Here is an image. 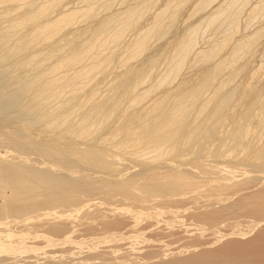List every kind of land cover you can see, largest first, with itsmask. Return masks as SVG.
<instances>
[{
  "label": "bare ground",
  "instance_id": "1",
  "mask_svg": "<svg viewBox=\"0 0 264 264\" xmlns=\"http://www.w3.org/2000/svg\"><path fill=\"white\" fill-rule=\"evenodd\" d=\"M64 1L0 0V149L8 150L4 152L8 155H0V234L5 233L11 240V236L15 237L11 234L13 226L17 229L13 230L24 236L23 240L42 237L43 246L46 243L48 249L49 244L59 248L57 253L41 251L35 238L29 239L32 243L24 241L8 248L10 243L4 240L2 244L8 247L4 249L6 245L0 243V257L41 256L55 264L63 255L67 260V256L77 257L82 250L85 263L108 264L111 260L112 264L114 255L107 247H95L94 240H114L125 230L127 241L123 244L134 250L133 254L129 248L128 254L135 256L143 250L145 258L141 256V259L145 260L140 262L146 261L144 264H264V177L248 172L250 167V171L264 173V134L258 129L264 127V107L257 105L260 104L258 94L264 88L259 93L260 79L259 83L255 80L258 72L263 75L264 65L255 70L251 84L230 87L248 66L238 61L244 53L241 50L252 51L264 27L233 44L227 55L232 57L231 64L225 53V57L221 55L238 33V17L251 0L222 1L221 6L218 0H199L192 4L194 16L214 4L217 6L213 11L209 9L210 14L203 13L198 24L190 25L178 40L170 42L172 56L167 69L153 84L149 82L150 85L146 67L153 66L155 60L147 57L149 60L145 61H150L149 65L140 70L130 65V61L148 49L151 39L169 34L181 6H188L190 0H169L153 14L145 28L139 27L141 20L148 7L157 3L155 0H135L117 12H110L112 8H108L115 0H105L100 5L95 0H80L82 6L78 3L77 8L65 11ZM121 3L125 4L123 0ZM263 9L262 1L251 4L248 24ZM99 10L100 14L105 10L109 14H102L96 21ZM221 19L228 21L224 39L193 55L195 65L206 64L214 56L222 57L211 60L213 64L206 67L195 83L182 77L175 86L173 83L181 76L200 31L205 32ZM89 20L86 26H80L82 29L73 28ZM164 22L170 24L166 26ZM132 32V41H126L125 34ZM68 35L73 37L70 39ZM118 48L122 52L119 56ZM113 61L119 62L118 69L123 71L120 69V74L110 78L107 91L97 95L98 86L91 84L92 80L106 73L107 65ZM226 66L230 71L227 68V76L220 79ZM162 86H167V90L145 104ZM254 121L255 128L251 126ZM252 135L261 139L255 136L253 142L257 143H253L248 138ZM123 162L125 165L130 162L138 169L132 170L128 164L124 169ZM236 166L237 171L240 167L239 175ZM256 182L257 188L250 190ZM94 196L101 201L97 202ZM93 197L96 201L91 203ZM116 204L121 210L113 216L115 208L112 207ZM102 209L106 214H102ZM185 213L195 221L196 229L188 228L192 222L186 228L179 225L177 221ZM77 216L81 220L77 219L76 224ZM231 217H236V221ZM242 217L248 225L249 218L255 219L252 228L260 223L262 227L253 228L252 237L234 238L232 227L244 224ZM144 219L147 225L140 227L137 221ZM155 219H162L163 223L157 229L152 225L158 224ZM220 225L223 226L220 231L233 234L229 239L223 240V231L221 236L216 235ZM245 230L244 234L250 231ZM136 233H144L139 236V242L133 241ZM204 233L211 241L202 242ZM71 234L78 236L70 240ZM17 238L11 244H20ZM116 240L112 241L116 246L122 243ZM73 242L77 243L73 245ZM176 243L181 246L176 247ZM119 245L115 252L122 251ZM166 245H170L168 250ZM175 249L186 253L174 255ZM169 251L173 257L168 259ZM161 255L163 258L158 260ZM78 259H74L75 263ZM96 259L99 263L93 261ZM131 259V262L135 260Z\"/></svg>",
  "mask_w": 264,
  "mask_h": 264
},
{
  "label": "rangeland",
  "instance_id": "2",
  "mask_svg": "<svg viewBox=\"0 0 264 264\" xmlns=\"http://www.w3.org/2000/svg\"><path fill=\"white\" fill-rule=\"evenodd\" d=\"M41 1V0H40ZM105 0H95V2H97L96 4H98V5H100L102 2H104ZM116 1V3H114V5H113V3H112V5L113 6H111V7H108L110 10H111V8H112V10L110 11L109 9V11L110 12H117V10L118 11H120V10H122L123 8H125L126 7V5H128V6H130V5H132L133 4V2H137V1H135V0H129L130 2H129V4L128 3H126V2H128V0L126 1V0H123V2L125 3V4H122L121 2H122V0H115ZM157 3H154V4H152L151 6H149L148 7V9H147V12H146V15L144 16V18L141 20V25L139 26L140 28H145V27H147V26H149L148 24H150V22H151V18L153 17V14L154 13H156L157 11H159V10H161V9H163L164 8V5L165 4H167V2L169 1V0H155ZM197 1H199V0H190V2H189V4H188V6L186 5V4H184V5H182L181 6V10H180V12H178L177 13V15H176V17H175V19H177V20H174L173 22V29H172V27H171V29H169L170 30V32H169V34L167 35V36H165V37H163V38H161V37H159V36H157V37H155V38H153V40L151 39V42L148 44V49H146V51L141 55V56H139L136 60H133V61H130L131 63H130V65L131 64H133V67H135V69H139L140 70V68L141 69H143V68H145V66H148L149 65V62L150 61H145V60H149V59H154L155 60V63L153 64V66L151 65V66H149L148 68L146 67V69H147V72H149L150 74V78H148L149 80H148V83L147 84H149L150 85V83H154L156 80H158L160 77H159V75L161 74V73H163L166 69H167V65H168V63H169V61H170V57L172 56V52H170L171 51V46H169L168 47V45H170V42L172 43L173 41H175L178 37L180 38V34L181 35H183V33L187 30V28H189V26L190 25H196V24H198V22H199V17L203 14V13H205V14H207L206 12H208V14H210V10L209 9H214L217 5H213V6H211L210 8H208V10L207 11H205V12H203V13H196V15L194 16L193 14L194 13H192V11H193V8H194V5H192V4H195V3H197ZM222 1L224 2V1H229V0H218V2H219V6H221L222 5ZM264 2V0H251V2H250V4L247 6V7H245V10H242L241 12H240V16L238 17V25H239V29H238V33H236L235 34V38L233 37V40L231 39L229 42L231 43H229L228 45H227V47L225 48L226 49V51H223V53L221 52V55H223V57H227V55H229L230 54V51H232L231 49H232V47L234 46L233 44L238 40V39H240L242 36H244V35H247V34H250V33H254L257 29H259V28H261L262 26L264 27V9L262 10V11H260L257 15H255V17L254 18H252V19H250V23L248 24V19L249 18H247V14H248V9H249V7L251 6V4H256L257 2ZM193 2V3H192ZM217 2V3H218ZM64 3V5H63V7H64V11L65 10H67V9H72V8H77V6H78V3H79V6H82L81 5V2H80V0H66V1H64L63 2ZM100 3V4H99ZM220 3H221V5H220ZM225 4V3H224ZM98 5H96V6H98ZM120 5V6H119ZM125 7H124V6ZM154 5V6H153ZM95 6V5H94ZM127 6V7H128ZM123 7V8H122ZM151 7V8H150ZM213 7V8H212ZM66 8V9H65ZM192 8V9H191ZM102 10V9H101ZM101 10H99L98 11V17L96 18V21H98V20H100V18L99 17H101V16H103L102 14H106V13H108L109 11H107V10H105L106 12H104V11H102V12H104V13H101L100 14V12H101ZM149 10V11H148ZM213 11V10H212ZM211 11V12H212ZM57 13V12H56ZM109 14V13H108ZM191 14H192V17H191ZM199 15V16H198ZM54 16V14H52V17ZM55 17V16H54ZM53 17V18H54ZM191 17V18H190ZM150 20V21H149ZM90 21L91 20H89V21H82V22H84V23H82V22H79V23H77L76 25H75V27H73V28H78V29H80L82 26L84 27V26H86L85 25V23L86 24H88V23H90ZM166 22H168V20H166ZM172 23V22H171ZM194 23V24H193ZM81 24V25H80ZM164 24L166 25V26H168L169 24L168 23H165L164 22ZM165 25H163L164 27H166ZM172 25V24H171ZM228 25V21H225V20H218L214 25H213V27H211L210 29H206V31L205 32H203V31H200V33H199V35L197 36V42H196V46L194 47V50L192 51V54H190L189 55V57H188V60H187V63H186V65L184 66V68H183V70H182V73H181V76H179L178 77V79L176 80V81H174V85L176 86L180 81H182V77H184L183 78V80H190L191 79V81L193 82V83H195L194 82V80L196 81L198 78H200L201 77V74H203L202 72H204V70L206 69V67H209V66H211V64H213V62L214 61H216L217 59H219V57H222L220 54V56H218V57H215L214 56V60H212L213 62H211L210 63V61H208L206 64H204V63H201V64H196L195 65V60H196V58H194L195 56L193 55V54H195V52H197V51H200V50H207V49H209L210 48V46L212 47V46H214V43L216 44V43H218V42H220V41H222V39H224V37L223 36H225L224 34H225V30L227 29V26ZM81 26V27H80ZM88 26V25H87ZM203 27V26H202ZM202 27H201V29H202ZM169 28H170V26H169ZM82 29V28H81ZM68 30H66V32H67ZM203 32V33H202ZM129 33H131V32H129ZM70 34V33H69ZM72 34H75V33H72ZM135 34V33H134ZM174 34V35H173ZM84 35V34H83ZM82 35V36H83ZM127 35V36H126ZM69 37H70V39L73 37V36H71V35H68ZM126 36V37H125ZM125 36H124V39L126 40V41H128V42H130V41H132V37H134V35H133V32H132V34H125ZM85 37H86V34H85ZM85 37H83V38H85ZM131 38V39H130ZM124 40V41H125ZM178 40V39H177ZM232 41V42H231ZM128 42H126V43H128ZM166 43H168V44H166ZM166 44V45H165ZM151 45V46H150ZM255 47H252V51L250 50V52L248 53L247 51H246V49H242L241 50V52H244L243 54H242V57H240V59L241 60H238L240 63H241V65H245V63L246 64H248V66L246 65V67H245V70H244V72L241 74V75H239L238 77H236L235 79H234V81L232 82V84L230 85V87H232L233 85H236V86H239L240 87V85L242 86V85H249V84H251V83H249V82H251V76L255 73V70H257V68L260 66V65H264V29H263V32H262V36L261 37H259V39H258V41L255 43V45H254ZM164 47H166V48H164ZM198 47V48H197ZM163 48V49H162ZM169 48V49H168ZM230 49V50H229ZM170 50V51H169ZM162 51H164V52H162ZM118 56L119 55H121L122 54V52H121V50H120V48H118ZM121 52V53H120ZM162 52V53H161ZM165 53H167V54H165ZM226 55H225V54ZM161 54V55H160ZM152 55V56H151ZM168 55V56H167ZM225 55V56H224ZM146 56V57H145ZM147 57H150L149 59H147ZM217 58V59H216ZM216 59V60H215ZM232 59V57H231V55L230 56H228L227 57V62H229L230 60ZM243 60V61H242ZM242 61V62H241ZM247 61V62H246ZM250 61V62H249ZM230 63V62H229ZM238 63V62H237ZM236 63V64H237ZM244 63V64H243ZM231 64V63H230ZM235 64V65H236ZM116 65V66H115ZM118 65V66H117ZM128 65H129V63H128ZM191 65H192V67H191ZM194 65V66H193ZM238 66L240 65V64H237ZM236 65V66H237ZM120 66V64H119V62H118V64H117V61H113L112 63H110V65L108 64L107 65V67H109V68H106V70L105 71H107L106 73H107V75H106V73L104 72L103 74H101V75H98V76H96L95 77V79L94 80H92V83L91 84H93V85H97L98 87H96V90H99V91H96L97 92V95H100V92L102 93H104L105 91H107V89H108V82L111 80V79H113L114 78V75H115V77L118 75V73H119V70L122 72L123 71V68H119L118 69V67ZM132 67V68H133ZM139 67V68H138ZM152 67H154V69H152ZM227 66H226V68L225 69H223V71H222V74L220 75V79H222L221 77H226L227 76ZM247 68V69H246ZM134 69V68H133ZM229 70L228 71H230V68H228ZM153 70V71H152ZM112 71V72H111ZM152 71V72H151ZM120 72V73H121ZM109 73H110V75H109ZM119 73V74H120ZM225 73H226V75H225ZM117 74V75H116ZM260 74V75H259ZM103 75H104V77H103ZM161 76V75H160ZM191 76V77H190ZM106 78V80H104ZM111 78V79H110ZM196 78V79H195ZM218 78V79H219ZM250 79V80H249ZM260 79V83L257 81V80H259ZM96 80H97V82H96ZM99 80V81H98ZM189 80L187 81V82H189ZM255 80L257 81V83H259L260 85L262 84L263 86H264V73H263V75L261 74V72L259 73H257L256 75H255ZM154 81V82H153ZM98 82H100L99 84H98ZM150 82V83H149ZM97 83V84H96ZM249 83V84H248ZM256 82L254 81V84H255ZM145 85V86H149V85ZM174 85H172V86H174ZM244 85V86H245ZM256 85H258V84H256ZM255 85V86H256ZM259 85V88H258V86H256L255 88H258L259 89V93H260V89H262V88H264V87H262V86H260ZM100 86V87H99ZM145 86L143 87V88H145ZM172 86L170 87V89L172 88ZM174 86V87H175ZM235 87V86H234ZM261 87V88H260ZM98 88V89H97ZM169 89V88H168ZM211 89H213V88H210V90ZM258 89H256L257 91H258ZM164 90H167V86H162V87H160L157 91H155L150 97H148L147 99H146V101H145V104H146V102H148L149 100L150 101H152L153 99L152 98H157V97H159V95H162V92L164 91ZM263 90V89H262ZM264 91V90H263ZM263 91L260 93V94H258V96L260 95V98H259V100H260V104H258L257 103V105L259 106H261L262 108L264 107V93H263ZM102 93V94H103ZM208 93V92H207ZM263 93V94H262ZM209 94V93H208ZM208 94H206L205 96H207ZM157 96V97H156ZM148 104V103H147ZM227 125V124H226ZM254 125V127L253 128H255V121H254V124H251V126H253ZM228 127V126H227ZM226 127V128H227ZM258 129H262L263 130V134H264V127L263 128H258ZM263 134H261V135H263ZM260 135V136H261ZM252 136H254L253 138H252ZM251 136V138L250 137H248L252 142L254 141V140H256V137L255 136H258V135H252ZM259 137V136H258ZM262 137H264V136H262ZM260 138V137H259ZM259 138H257V140L259 139ZM254 139V140H253ZM261 139V138H260ZM259 139V140H260ZM263 139V138H262ZM264 140V139H263ZM263 140H261L260 142L262 143L263 142ZM256 142V141H255ZM255 142H253V143H255ZM257 143V142H256ZM264 143V142H263ZM258 144H259V142H258ZM260 145V144H259ZM254 146H255V144H254ZM257 146V145H256ZM261 146V145H260ZM257 147H259V146H257ZM224 148H226V147H224ZM224 148H222L223 150H224ZM1 151V153H0V155H2V153H4V152H6V150L5 149H0ZM2 150H4V151H2ZM8 151V150H7ZM8 153V152H7ZM7 153H4L3 155H8ZM6 157V156H5ZM8 157V156H7ZM31 159H33V158H31ZM31 161H33V160H31ZM30 161V162H31ZM33 163V162H32ZM126 163V165L124 164V162L122 163V164H124L123 165V168H124V166L127 168V164L128 165H130L131 167L130 168H132V170L134 169V168H137L138 169V167H133L134 165L132 164V163H130V162H125ZM119 166H122V165H117V167H119ZM116 167V168H117ZM237 167V166H236ZM243 167V166H242ZM241 167V168H242ZM245 167V166H244ZM121 168V167H120ZM126 168H124V169H126ZM129 168V167H128ZM119 169V168H118ZM237 169H238V167L236 168V172H237V174L239 175L240 173H238L239 171H241L240 170V167H239V170L237 171ZM242 169H244V168H242ZM246 169H247V167H246ZM250 167H249V171L248 172H250L249 174H251L252 172H253V175H258V176H262V177H264V173H261V175H260V173L258 172V170H256V169H252L251 171H250ZM136 170V169H135ZM245 170V169H244ZM256 170V171H255ZM123 172H125V171H123ZM255 172V173H254ZM93 176H95V177H97V176H102L101 174L100 175H98V174H96V175H94L93 174ZM239 178L238 179H240V176H238ZM255 184V185H254ZM253 186L254 187H252V189H250V190H255L256 188H257V182L256 183H253ZM94 197H97V196H94ZM93 197V198H94ZM236 197V195H234L232 198H235ZM96 198H94L93 199V201L91 200V203L93 202L94 203V201H96L97 200V202H99V200L101 201V199L100 198H98L97 197V199L95 200ZM116 201H114V203H115ZM116 203H118V201L116 202ZM119 205H120V203H118ZM118 204H116L115 205V207H112V208H115V211H114V213L112 214L113 216H115L116 214L117 215H119L120 213H118L119 212V210H121V205L118 207ZM112 206H114L113 204H112ZM212 206H214V205H212ZM218 206V205H217ZM216 205L214 206V207H217ZM120 208V209H119ZM201 209H203V207L201 208ZM91 210H93V209H91ZM103 210V209H102ZM101 210V211H102ZM116 210H118V211H116ZM103 212L106 214V211L105 210H103L102 211V214H103ZM109 213V212H108ZM108 213H107V217H110V213H109V216H108ZM186 214L188 215V213H185V215L183 214L182 216H184V217H186ZM81 215V214H80ZM79 216V215H78ZM77 216V218L75 217V221L80 217V218H82L81 216H79L78 217ZM105 216V215H104ZM180 217L181 218V220H179L178 219V223H179V225H182V226H184V228H186L191 222V224H190V226H188V228L190 227V228H195L196 229V227H194V223H195V221L194 220H192L191 219V217L190 216H187V217H190V219L192 220H190L189 218H187V219H185L184 217ZM161 218V217H160ZM232 218V217H231ZM230 218V219H231ZM235 218V221H236V217H233L232 219H234ZM241 218V217H240ZM83 219V218H82ZM127 219V218H126ZM158 219V218H157ZM157 219H155L154 220V222H156L157 223ZM230 219H228L229 221H231ZM239 219V218H238ZM79 220H81V219H78L77 221H79ZM128 220V219H127ZM130 220V219H129ZM145 220V219H144ZM160 220H162V219H159V221H158V224H155V223H152V225H154V228H155V225H156V228L155 229H157V227H160V225H162L163 223H162V221H160ZM184 220V221H183ZM190 220V221H189ZM249 220H251V223H249V225L247 224V223H245V222H243V217H242V221L241 222H243L244 224H246V226L244 225V224H242V223H240V224H238V225H235V227L233 226L232 228H234L233 230L234 231H231V232H233L234 233V235L231 233V232H229L230 234V236L227 234V232L225 231H223V229H222V231H223V236H224V238H223V240H227V239H229L228 237H231L232 235H233V237L234 238H239L240 239V237L239 236H241V235H246L247 237L249 236V237H252V234H255L254 232L255 231H253L252 229L254 228H258V229H260L264 224H263V222H262V226H260V224L258 223L259 222V220H257L258 222H256V223H258L259 224V226L257 227V226H255V227H253L252 228V226H254L255 224H254V221L253 220H255L254 218H249ZM74 221V222H75ZM77 221L75 222L76 224H77ZM174 221V223H176V221L175 220H173ZM187 221H188V223H187ZM194 221V222H193ZM227 221V220H226ZM128 222V221H127ZM142 222V223H141ZM147 222V220H145V221H143V220H141V221H137V223H139L140 225V227H143V226H146L147 224H145ZM181 222H183V223H185V225L183 224V223H181ZM253 222V223H252ZM81 223V222H80ZM161 223V224H160ZM172 223V222H171ZM224 222L222 221V224H223ZM226 223V222H225ZM78 224H79V222H78ZM160 224V225H159ZM187 224V225H186ZM241 224H242V226H245V227H242L241 226ZM254 224V225H253ZM73 225H74V223H73ZM133 225H135V224H132L131 226H133ZM159 225V226H158ZM175 225V224H174ZM177 225V224H176ZM242 227V230H241V227ZM220 226H222V225H220ZM219 226V228H218V231L216 232V235L217 236H221L222 235V231H220V229L221 228H223V226H224V224H223V226L222 227H220ZM238 226V227H237ZM248 226H250V227H248ZM135 227V226H134ZM248 229H247V228ZM11 228V227H10ZM153 228V227H152ZM175 228V227H174ZM177 228V227H176ZM231 228V227H230ZM13 229H16V227H13L12 226V228H11V232H13L14 231V233H11L12 235L14 234L15 235V237H18L17 239H19V243L20 244H16V242L14 243V244H11V243H13L12 242V239H14L12 236H11V240H9L10 239V236L8 237L5 233H4V236L6 235L7 237H8V240L9 241H6L7 240V237L5 236H1V235H3L2 233L0 234V236L3 238V241H1L2 239H1V237H0V243H1V245H6L5 247H4V249L6 248V247H8V245L7 244H2V242H4V240H5V243L6 242H8V244L10 245V247H8V248H12L13 246H16L17 247V245H21V244H24V241L26 242V244L27 243H32V242H29V239L27 238V240L28 241H26L25 239L23 240V237L21 236V235H19L18 233H17V231H15V230H13ZM250 230V231H247V233H245L244 234V230ZM17 230V229H16ZM227 230H229V229H227ZM236 230V231H235ZM239 232H241L240 234L238 233V231ZM246 230H245V232H246ZM220 231V232H219ZM218 232H219V234L220 235H218ZM10 233V232H9ZM9 233H7V234H9ZM16 233V234H15ZM76 233L78 234V235H80L79 234V232L78 231H76ZM121 235H124V237H121V235L119 234V236L120 237H116V238H114V240H112V238H110V239H103L104 240V242H102V241H98V239L97 240H94V243H95V247L97 246H99V247H101V246H104V247H107L108 248V251H110L114 256H113V259L114 260H112V261H114L115 262V264H123V262H124V264H127L128 263V259H129V262L130 263H128V264H131L133 261H134V263L133 264H144V263H146V261H141L140 262V260H145V259H141V256H143L142 258H145V256H144V253H143V250H141V251H139V253L137 252L136 253V251L137 250H135V253H136V255L134 256L133 254H134V250L132 251V249L131 248H133L132 246H130L129 248H130V251H132L133 252V254H131V255H129L128 253H131L130 251H129V248H128V245H126V244H123V243H125L127 240H124L125 238H127V235L125 236V234L127 233V231H125V230H122V231H120L119 232ZM206 233V232H205ZM204 233V236L205 237H203V239H202V242H204V241H206V240H210L211 241V238L210 237H207V233L205 234ZM236 233V234H235ZM237 233H238V235H237ZM11 234H9V235H11ZM17 234H18V236H17ZM142 234H144V233H142ZM142 234H138L137 235V233H136V237H137V239H135V238H133V241H138V238H140L139 236L140 235H142ZM225 234V235H224ZM74 236V237H72L71 238V236ZM78 235H74V234H71V235H68V237L70 236V240L71 239H74L76 236H78ZM134 236H135V234H133ZM228 235V236H227ZM236 235V236H235ZM251 235V236H250ZM28 236V235H27ZM32 236H34V235H32ZM116 236H118V235H116ZM242 236V237H243ZM30 237V236H29ZM231 238V239H234V238ZM245 237V236H244ZM246 237V238H247ZM248 237V238H249ZM4 238H6V239H4ZM37 239V237H31V239H30V241L32 240V239ZM42 238V237H41ZM41 238L40 237H38V241L37 240H35V242L33 241V244L35 245V243H36V241H37V246L38 247H41L43 250H41V251H44V250H46V252H48V251H50V250H55V252L54 253H57L56 251L59 249H57L55 246H52V245H50L49 244V249H48V247L46 246L45 247V244H44V246L41 244V243H43L44 241H40L41 240ZM221 238V239H222ZM246 238H243V239H246ZM116 239H118V241L116 240ZM147 239V238H146ZM145 239V240H146ZM15 240V239H14ZM23 240V241H22ZM44 240V239H43ZM99 240H101V239H99ZM106 240H108L109 241V245H108V241H106ZM113 242H115V240L117 241V242H122V243H119L120 245L121 244H123V246L121 245H119L117 242V246H116V244H114V243H112V241ZM123 240V241H122ZM141 240V239H140ZM213 240V239H212ZM16 241V240H15ZM147 241V240H146ZM148 241H151V239L149 240L148 239ZM96 242H99L98 243V245L96 244ZM139 242V241H138ZM153 242V239H152V241L150 242V243H152ZM157 242V244H158V241H156ZM222 242H224V241H222ZM221 242V243H222ZM77 243V242H76ZM75 242H73L72 244L73 245H75L76 244ZM153 243H155V241L153 242ZM162 244L163 242H159V244ZM178 243H183V241L181 242H178ZM25 244V245H26ZM69 244H71V243H68L67 244V242H66V245H69ZM101 244V245H100ZM147 243H145V245H146ZM156 244V243H155ZM164 244V243H163ZM162 244V245H163ZM184 244V243H183ZM182 244V245H183ZM13 245V246H12ZM63 245H65V244H63ZM118 245H119V249L120 250H122V251H120V252H115L116 251V247H118ZM135 245H137L136 243H134V246ZM145 245H142L143 246V248H144V246ZM176 245H177V243H176ZM175 245V246H176ZM179 245V244H178ZM176 246V247H179V246H181V244L179 245V246ZM213 245H215V244H212L211 246L212 247H215V246H217V243H216V245L215 246H213ZM168 246V247H167ZM173 247V248H176V247ZM2 247V246H1ZM37 247V248H38ZM94 247V246H93ZM127 247V248H126ZM170 247V245H166V248H167V250H168V248ZM171 247H172V245H171ZM3 248V247H2ZM88 248V247H87ZM142 248V247H141ZM186 248V247H185ZM48 249V250H47ZM57 249V250H56ZM85 249V248H84ZM83 249V250H84ZM113 251H111V250ZM182 249H184V248H182ZM86 250V249H85ZM117 250H118V248H117ZM176 250L177 249H175V251L174 252H172L174 255H176V254H178L179 253V251H177L176 252ZM187 250V249H186ZM190 250H192V249H190ZM190 250H188V251H190ZM76 252H78L79 250H75ZM81 251L82 250H80V252H79V254L78 253H76V254H78V256H79V258H80V260L78 259V256L77 257H69L68 258V256H67V260H66V257H65V255H63V259H61V257H60V260H57L58 262H55V264L57 263V264H74L75 263V261H74V259H78V262L76 261V263L75 264H80L81 262H82V264L84 263V264H90V263H85V262H87V260H85V253L83 254V252L81 253ZM183 251V250H182ZM181 250H180V252H182ZM188 251H187V254H188ZM59 252V251H58ZM124 252V253H123ZM170 253H168L169 255H167V253H166V255H167V257L166 258H171V257H173V254H171V251H169ZM176 252V253H175ZM87 253V252H86ZM116 253V254H115ZM125 253H127V254H125ZM141 253H143V254H141ZM164 253V254H165ZM186 253V251L184 250V253H179L178 255L179 256H181L182 254H185ZM123 254H124V256H123ZM74 255H75V253H74ZM83 255V256H82ZM88 255V254H87ZM134 257H133V256ZM170 255H172V256H170ZM76 256V255H75ZM126 256V257H125ZM127 256L129 257V258H127ZM137 256V258L135 259V257ZM162 256V255H161ZM160 256V259H158V260H161V258H163V256L161 257ZM184 256V255H183ZM121 257H123L122 259H121ZM164 257V258H165ZM0 258H2V259H0L1 260V263H5V264H36V261L38 262L37 264H44V262H46V264L48 263V264H54V262L53 261H50V260H46V258H43V257H37V258H31V259H28V258H26L24 255L23 256H19V257H17V258H4L3 256H1ZM116 258H117V260H116ZM120 258V259H119ZM125 258V259H124ZM127 258V259H126ZM131 258H133V259H135V260H133L132 262L130 261V260H132ZM140 258V259H139ZM159 258V257H158ZM168 258V259H169ZM45 259V261H43V262H41V260H44ZM126 260V261H124V260ZM31 260V261H30ZM64 261V263H63V261ZM71 260L74 262H71ZM83 260V261H82ZM84 260H85V262H84ZM119 260H122L121 262L119 261ZM153 261H157V259H152ZM163 260V259H162ZM167 260V259H166ZM48 261V262H47ZM80 261V262H79ZM89 261V260H88ZM95 263H99V260L97 261V259L96 260H93ZM116 261H118V262H116ZM136 261V262H135ZM137 261H139V262H137ZM49 262H51V263H49ZM68 262V263H67ZM90 262V261H89ZM110 262H111V260L109 261V263L108 264H110ZM114 262L112 263V264H114ZM120 262V263H119ZM142 262H144V263H142ZM150 263V261L149 260H147V263ZM3 263V264H4Z\"/></svg>",
  "mask_w": 264,
  "mask_h": 264
}]
</instances>
